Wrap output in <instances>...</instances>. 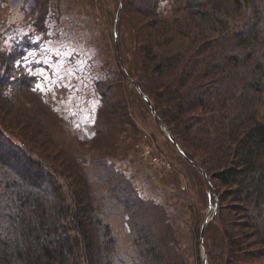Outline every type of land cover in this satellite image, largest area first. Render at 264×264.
I'll return each instance as SVG.
<instances>
[{
  "label": "trees",
  "instance_id": "obj_1",
  "mask_svg": "<svg viewBox=\"0 0 264 264\" xmlns=\"http://www.w3.org/2000/svg\"><path fill=\"white\" fill-rule=\"evenodd\" d=\"M55 1L61 3L25 0L26 33H47ZM118 1L117 27L129 28L133 45L126 57L119 53L133 88L128 95L141 97L152 115L144 96L150 99L194 164L180 155L186 172L192 165L208 190L213 184L218 207L204 237L209 264H264V0ZM130 13L144 21L141 29ZM37 46L25 38L0 53V235L19 242L11 249L0 238V264H190L173 206L143 196L111 158L123 133L136 131L122 80L86 81L97 105L86 151L52 99L64 90L47 93L25 65L26 49ZM87 62L83 75L99 76ZM200 150L208 160L196 156ZM157 171L161 183L170 179L181 191V170L161 159ZM194 191L201 192L189 186ZM227 200L238 203L233 212L243 222L224 209ZM204 220L194 230L199 239ZM26 243L39 250L36 260Z\"/></svg>",
  "mask_w": 264,
  "mask_h": 264
},
{
  "label": "rangeland",
  "instance_id": "obj_2",
  "mask_svg": "<svg viewBox=\"0 0 264 264\" xmlns=\"http://www.w3.org/2000/svg\"><path fill=\"white\" fill-rule=\"evenodd\" d=\"M60 1L61 3L55 1L53 5H50L53 12L46 20L49 25L46 33L48 36H46V34H39L36 31L31 34L25 32L28 30L22 24L24 17L22 8L25 6V0H7L6 8L2 9L8 14L3 13V19L6 18V20L2 19L3 21L0 23V53L11 52L15 43L21 42L25 38L32 45L38 44L36 48L26 49L25 65L30 73L39 78L38 86L45 87L47 93L58 87L64 90L63 93L57 97H52V99L59 102L58 113L67 133H71L70 135L75 137L80 145H83L78 146L87 151L91 147V138L95 134L92 117L97 111V105L94 101L95 95L91 94L93 91L91 87L84 90L87 88L85 83L87 81L89 84H93L95 77H106L115 81L118 78L117 81L122 80L121 83L126 88L124 89L125 95H128V90L133 91V88H131L130 81L128 85V81L125 80L123 66L119 61V53L120 58L126 57L131 52L133 45L129 28L127 26L122 27L120 31V28L117 27L120 1ZM59 15H62L60 19L58 18ZM129 16L138 29H141L144 21L140 20L136 14L130 13ZM16 34L18 35L16 36ZM84 47L95 58L82 55L80 50ZM79 56H81V60H79ZM86 58L92 62L91 65L94 66L95 72H98L99 76H94L91 79L83 75L84 70V72H88L91 69L90 66L85 67L88 63ZM61 82L62 84H59ZM142 101L139 96L130 97L128 95L125 105L131 114L130 118L134 123L136 122V131L128 130L123 133V144L116 151L118 156L111 155V158L114 160L116 168L121 170L129 180L134 181L135 187L142 192L143 196L173 206V215L178 223V228L181 229L183 251L188 262L190 264H200L201 262L204 264L206 252L209 264L206 246L204 244V248H202L201 238L199 239L197 234H194V230L201 226V219L209 218L211 221L215 216L214 213L217 212L210 198V192L214 189L213 184L211 182L213 188L211 190L209 188V192L201 179V175L194 170L191 164L192 173L186 172L184 164L178 159L181 154L169 137L171 132L167 127L160 124L154 113L149 114ZM261 112L264 116V104ZM125 124L128 126L127 123ZM149 155L151 157L148 158ZM196 156L201 160H208L202 150L198 151ZM161 159H166L168 164L171 163L183 173V182L179 185V188L182 187L181 191L174 188L170 179L164 183L159 181L157 167ZM189 186L201 189L200 194L197 191H194L193 194L188 192ZM226 189V187L219 186L218 192L223 193ZM166 195L168 197L165 199ZM172 198L174 200L171 202L170 199ZM236 205L238 203L227 200L224 203V209L234 215L235 212L233 211H235ZM199 206L202 208V217L197 212ZM235 217L236 222H243L242 216L235 214ZM247 233L252 232L248 231ZM250 235L253 236L254 234ZM0 238L5 239L11 249L15 246L19 247L18 241L9 240L10 235H0ZM251 239L253 240V238ZM25 245L26 247L27 245L31 248L34 247L28 243ZM32 255V258L36 260L39 250L33 248Z\"/></svg>",
  "mask_w": 264,
  "mask_h": 264
},
{
  "label": "water",
  "instance_id": "obj_3",
  "mask_svg": "<svg viewBox=\"0 0 264 264\" xmlns=\"http://www.w3.org/2000/svg\"><path fill=\"white\" fill-rule=\"evenodd\" d=\"M122 8H123V3L121 2V4H120V8H119V11H118V14H117V23H118V21H119V19H120L121 12H122ZM116 40H117V42H118V38H117ZM138 91H139V93H142V91H141L140 88H138ZM144 98H145V100L149 103V105H150V107H151L153 113L155 114V111H154V108H153V106H152V103H151L150 99H149L148 97H146V96H144ZM168 134H169V133H168ZM169 137H170L171 141L174 143V145H175V147L177 148V150L179 151V153L181 154V156L184 157L187 161H189L190 163L193 164V162H191V161L187 158V156L185 155L183 149H182L181 146L178 144V142L175 140L174 136H173L172 134H169ZM193 165H194V164H193ZM195 167H196V166H195ZM202 175H203V177H204L207 181L209 180L207 174H206L204 171H202ZM209 187H210V190L213 188V187H212V184H211L210 182H209ZM217 207H218V204L216 203V205H215V210L217 209ZM214 215H215V213H214ZM214 215H213V216H214ZM209 222H210V219H209V218L206 219V220L204 221L203 226H202V229H201V237H200V238H201V246H202V248H204V236H205V230H206L207 225H208ZM206 256H207V255H206V252H205V254H204V264H208V260H207V257H206Z\"/></svg>",
  "mask_w": 264,
  "mask_h": 264
},
{
  "label": "crops",
  "instance_id": "obj_4",
  "mask_svg": "<svg viewBox=\"0 0 264 264\" xmlns=\"http://www.w3.org/2000/svg\"><path fill=\"white\" fill-rule=\"evenodd\" d=\"M84 55H86L88 57L93 56V58H95V56L90 51L86 52ZM199 190H201V189H199Z\"/></svg>",
  "mask_w": 264,
  "mask_h": 264
}]
</instances>
